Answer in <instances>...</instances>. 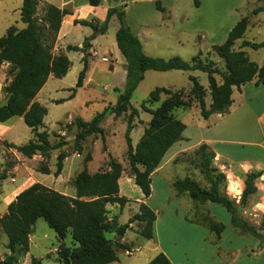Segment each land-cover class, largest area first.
I'll return each instance as SVG.
<instances>
[{
    "label": "trees",
    "instance_id": "1",
    "mask_svg": "<svg viewBox=\"0 0 264 264\" xmlns=\"http://www.w3.org/2000/svg\"><path fill=\"white\" fill-rule=\"evenodd\" d=\"M102 0H88L91 5H99ZM113 5L106 12L105 20L100 24L87 20H74V24L89 26L92 29L99 27L101 33L105 32L112 17L118 21L115 32L116 44L127 61L126 83L122 90L116 89L117 98L114 105H109L100 113H97L89 121L79 117L74 119L76 132L73 138V149L77 153L82 151V141L91 135H102L100 123L105 116L113 113L114 116L127 114L126 122V159L128 161L131 176L134 183L140 188L143 196L147 198L151 194V173L157 168L166 151L172 144L182 140V132L186 125L177 119L173 110L175 108H189L194 103L199 107L200 116L207 119L213 113L227 114L232 104V91L240 89L242 85L253 81L254 86H264V58L261 65L250 61L243 48L257 50L264 47V41L254 42L242 40L235 48V43L241 39L248 28L249 17L243 15L229 30L226 38L218 44L211 46V51L223 62L220 69L213 60L202 59L201 51L185 60L177 55L160 58L152 57L144 53L138 37L133 34L126 20L127 0H112ZM39 0H22L20 6V21L25 24L21 29L10 26L4 35L0 36V66L8 63L7 75L10 80L1 87L0 122H4L13 116H22L27 127L30 128L32 138L25 144L16 146L4 141L5 146L13 148L25 157L40 154L45 157L53 150L61 148L66 142L51 143L47 130L43 126V118L47 109L35 100V96L46 82L48 76L60 78L70 68L71 62L62 52L53 54L52 46L56 34L60 28L62 17L69 14L67 8H59L53 4L42 3L41 15L37 14ZM156 8L164 12L160 2L156 1ZM264 12V3L255 6L250 15ZM89 40L85 38L82 46H66V50H81L83 52V67L78 73L75 87L71 88L70 96H73L75 88L82 85L85 72L88 69ZM153 71H202L207 75V88L210 95V104L205 102L206 89L198 81L197 77L188 75L191 83L189 93L182 89L172 90L167 87H155L148 94L146 101L140 103V109L150 114V119L144 127L138 142L133 146L129 136L133 128L132 118L137 116L138 108L130 103L133 91L144 77V72ZM219 76V80L216 79ZM164 99L160 101V96ZM152 109L147 102H159ZM129 111V112H128ZM60 125V123L58 124ZM194 154L198 159L200 173L209 184L206 189L196 181L186 176L175 179L172 183L177 193H187L189 197L199 203L213 202L222 205L230 214V223L239 229L240 233H250L255 238H260L264 243V237L258 230L242 220L237 215V209L233 201L222 193L221 188L225 183V175L214 164V151L205 143L200 144ZM65 157L61 152L57 155V176L62 168V160ZM91 159L90 154L84 157V167L73 177L72 184L75 190L74 196H66L39 182H34L22 189L15 198L7 204L6 212L0 216V228L6 235V248L9 254L3 258V264H17L28 252L29 236L36 220L42 219L55 232L59 240V249L56 259L61 264H109L117 261L116 247L126 248L120 242L113 243L106 237V232L112 225L107 220V204L116 203L124 206L127 199L119 196L118 180L123 171L120 162L109 157L106 169L94 173L88 172L85 163ZM41 173L48 174L47 166H41ZM261 175L260 171L246 174V184L241 190L240 206H243L247 197L255 191L254 180ZM6 178L5 174L0 176ZM188 221L187 216L184 217ZM156 214L146 204L139 205L135 213L127 223L115 228L116 239L123 237L128 224L133 221L142 223L139 234L149 240L153 237V222ZM213 232L218 239L225 226L214 218L206 215L199 221ZM70 234L72 244L67 246L63 240ZM30 264H40L39 259L32 257ZM147 264H173L163 253L158 252Z\"/></svg>",
    "mask_w": 264,
    "mask_h": 264
},
{
    "label": "rangeland",
    "instance_id": "2",
    "mask_svg": "<svg viewBox=\"0 0 264 264\" xmlns=\"http://www.w3.org/2000/svg\"><path fill=\"white\" fill-rule=\"evenodd\" d=\"M49 1H51L50 3L54 5L55 3H60V0ZM4 2L7 7L8 5L11 6L15 3L16 0H0V10L2 9ZM20 3H22V0H20ZM109 3L112 4V0L103 1V4L105 5ZM263 3L264 0H256L254 2H248L241 7L242 9H240V13H243L244 15L248 14L250 20L243 37L235 43L236 49L242 40L254 42L264 41V12H260L257 15H250V11L255 6ZM128 5L129 0H127V6ZM130 11L133 13V9H130L126 12V14L130 13ZM40 15L41 9L38 11V16ZM149 20L152 22L155 21L154 18H150ZM17 24L19 27H24V24L19 19L17 20ZM117 25L118 21L115 18V21L111 22L110 27L108 28L104 41H112L115 39L114 30ZM93 31L95 33L100 31V29L97 27L96 29H93ZM152 31L153 32H151V34L146 33L144 35V37H147L146 40H143L146 49H149L147 45L151 42L155 45L162 44L163 46L160 48L166 50L161 52V55H180L183 59L187 60L198 52L194 42H187L183 45L182 50H175L167 28L154 27ZM67 38L74 44H77L78 41H82L80 29H74L71 31ZM207 43V40H203V50H200L202 53L201 58L213 60L220 69H223L222 60L211 51V47L210 49L207 48ZM243 49L250 61H253L257 65H261L264 58V47L258 48L257 50H253L248 47ZM73 55H75V53L70 52V56ZM74 64H76V61H74ZM100 66L102 67V73L95 76V82L91 86L81 88L73 101L54 103L46 100L48 114L44 118V122L46 124V130L49 133V140L51 143L58 141L66 142V144L61 148L49 151L45 157H42L40 154H36L40 155L42 159H39V161L36 162L37 159H32L30 157L31 160H33L30 162L26 159V157L17 153L15 149H9L6 147L4 141L0 138V176L2 174L6 175V178H0V216L6 212L7 204L13 200L12 198L19 187L17 186V189L15 188L13 190L9 189L10 184L14 183V179L10 177L9 175L11 174H7V172L17 163L21 165L27 164L30 166L29 168H25V170L29 171L32 176L44 183H49V181L54 183L56 181V178H54V172L56 170L57 155L58 151L62 148H64L63 153L65 157L68 156L65 163L64 174H66L69 170L73 171L83 168L84 157L87 153L90 154V156L93 153L94 158L88 167L90 171H93L94 169L96 172L98 170L106 169V162L108 158L111 157L120 162L123 167V171H125L126 175L131 177L128 161L126 159L125 141L128 113L118 117L115 116L114 120H112L111 117L103 120L100 123L103 131L102 135L97 134L94 135L93 138L89 137L91 139L88 138L90 141L88 151H81V156L75 154L73 157L70 156L75 153L72 143L76 132V127L74 125V119L76 117H73V115L90 120L97 113L104 110L107 106L106 103L110 100V98H117V92L111 87L107 88V84L110 85L112 80L110 71H108L104 63H101ZM187 73V71L179 70H173L170 72L153 70L148 71L145 74V79L135 88L130 99L131 105L138 108L139 112L137 116L132 118L133 127L139 125L141 128H144L147 124L146 121L150 118V114L143 112L139 106L141 102L147 100L149 92L155 87L165 86L167 84H171L173 81V83L181 86L182 88L170 89H182L185 93H189L191 83L188 80ZM189 73L197 77L198 81L206 89L205 102L208 107L210 104V95L207 88L206 73L199 70ZM77 76L78 73L75 74L71 72L60 81H56L57 79L55 78L50 79L47 87L50 88L51 95H57L58 97H60V95L65 97L66 95L67 97L71 94L69 88L75 87L74 85L76 83ZM216 79L219 80V76H216ZM57 84L64 87V90L58 94H56L53 89ZM48 88H46V90H48ZM42 94H45V91ZM164 97V95H161L160 101L164 99ZM1 101H3V99L0 95V102ZM87 101L89 102L85 104ZM160 101L153 103L147 102L146 105L154 109L159 105ZM68 114H71L72 117L67 116ZM173 114L177 119L181 120L184 124H187L188 127L194 129L191 131L193 139L199 136L198 132L195 131V126H192L197 124L198 121L201 122L204 120L200 116L199 107L197 105L193 103L189 108H175L173 110ZM59 123L60 125H58ZM29 134L30 131L28 130V127L23 121H20L10 133L4 134L3 137L4 139L16 137L18 139V143L25 144L31 138ZM138 137V131L131 134V140L133 141H137ZM107 149H109L110 153L106 152ZM195 150L196 149L179 153L175 157L176 159H174L170 165L166 166L161 171L162 175L159 173L154 175L152 178L153 193L150 200L152 206H148L153 208V204L158 203L159 201L161 203V205H159L160 207L156 211V213L161 216L157 230V241L162 244L163 249H165L170 255L172 253V256H176L183 261H199L205 263L211 262L212 257L215 258L217 256L224 264H264V243L260 242V238L257 239L250 233H240L239 229L233 227L230 223V214L222 205L213 202L199 203L189 197L187 193H177L174 190L172 186L173 181L186 176L196 181L202 187L206 189L209 188L207 180L200 173L198 159L194 154ZM111 153L115 156L112 157ZM14 154L19 157V160L18 158H15ZM32 163L35 165L32 166ZM86 164L87 162L85 165ZM213 164L225 175V183L222 186L221 191L233 201L237 209V215L249 225L254 226L264 237V177H261L260 175L254 180V186L256 188L255 191L247 197L243 206L238 207L241 201V193L237 187L241 185V190L245 187L247 173L242 175L239 172H235L233 169V174L224 169H220L217 163L213 162ZM42 165H45L48 168L49 166L51 167L52 174L50 176L40 172ZM75 174L70 177L69 180L64 179L62 183V189L66 192V196H74L75 190L72 180ZM31 180L32 179L28 177L23 182H20L19 185L27 184ZM164 182H166V186ZM126 199L127 201L124 206L120 207L117 204L113 210L109 209L106 214L107 220L112 225L111 230L106 232V237L111 239L113 243L120 242L121 239H116L115 228L118 225L127 223L128 220L138 212L137 206L140 199L136 198L133 193H129ZM147 199L145 200L147 201ZM146 204L149 203L147 202ZM111 205L113 206L114 203ZM111 212L113 213L110 215ZM181 214H185V216L192 221L200 222L203 217L208 215L214 218V220L221 222L225 226L223 232L221 233L222 239H220V237L217 239L213 232L200 223H198V225H202V228L193 227L186 222H183L180 219ZM141 227L142 223L138 221H133L128 224V228L123 235L125 237L122 242L126 245V248L115 246L118 262L114 264H147L149 257L154 255V250H156L157 246L154 241H152L153 237L149 240L143 238L139 234ZM31 238L33 239V242L35 241L37 243V245H33L31 247V254L34 258L39 259L40 264H61L56 259V252L59 249V240L57 239L55 232L46 224L45 221L42 219L36 220L32 228ZM6 242V235L0 228V253L6 251ZM64 244L67 246L72 244V239L69 233L64 238ZM2 261L3 260H0V264H3ZM17 264L22 263L18 262Z\"/></svg>",
    "mask_w": 264,
    "mask_h": 264
},
{
    "label": "crops",
    "instance_id": "3",
    "mask_svg": "<svg viewBox=\"0 0 264 264\" xmlns=\"http://www.w3.org/2000/svg\"><path fill=\"white\" fill-rule=\"evenodd\" d=\"M103 1L104 0H102L101 4L96 6L89 4L88 0H60V3H55V6L59 8H67L70 13L62 17L60 28L54 40L52 52L53 54H58L60 52L64 53L66 57L70 60L71 65L67 73L60 78L54 77L52 74H50L42 88L38 91L35 96V100L41 103L44 107H46L47 114L48 107L46 105V100H49L50 102L54 103H59L62 101H73V99L76 98V96L78 95L81 88L91 86L95 82V76L102 73V67L100 66L101 63H104L108 71H110L111 73L112 80L110 85L107 84V88L111 87L114 91H116V89L122 90L125 86L127 61L120 52L115 39H113L112 41H104L108 32V28L110 27L111 22L115 21V17H112L110 19L108 27L103 33H101V31H97L94 33L93 29L89 26L74 24L73 22L74 20H87L98 22L101 24L105 20L108 8L113 5V3L105 5L103 4ZM156 1L160 2V6L165 10L164 12H161L156 8ZM254 1L256 0H129V5H126L125 9L126 12L130 9H133V13L131 11L130 13H127L126 20L133 34L136 35L140 40L142 44V49L145 54L152 57L168 58L174 55H161V52L166 50L160 48L163 46L162 44L155 45L153 44V42H151L147 45L149 49H146L143 40H146L147 37H144V35L146 33L151 34V32H153L152 30L154 29V27H164L169 30L170 38L173 42L175 50H182V47L185 43L194 42L195 47L198 50L202 51L203 40L208 41L207 48L210 49L212 45L222 42L226 38L232 26L240 19L241 16L244 15L243 13H240V9H242L241 7L244 4H247L248 2ZM39 2L40 4H52L49 0H39ZM20 4V0H16V2L13 3L11 6L8 5L6 7L5 2L2 5V9L0 10V36L4 35L10 26H15L18 29L23 28L19 27L17 24V20H20ZM40 9L41 7L40 5H38L37 14ZM150 18H154L155 21H150ZM117 28L118 25L114 30V37ZM74 29H80L82 34V41H78L77 44L71 43L67 38L70 32ZM85 38H88L90 46L87 49L88 69L85 72L84 78L82 80V85L80 87L75 88L73 96H70V94L67 97L66 95L65 97L61 95L60 97H58L57 95H51L50 88L47 87V84L49 83L50 79L55 78L57 79L56 81H60L68 73L72 72L76 74L79 73L82 69L83 52L81 50L68 51L66 50V46L73 45L81 47ZM70 52L75 53V55L70 56ZM178 56L181 57L180 55ZM74 61H76V64H74ZM8 67V63H3L0 66V95L2 85L6 81L10 80V77H8L7 75ZM148 71L150 70L144 72V77L140 82L145 79V74ZM170 71L173 70L160 72ZM187 72L189 73V71ZM188 73L187 77L188 75H192L191 73ZM159 87L182 88L181 86L173 83V81L171 82V84ZM46 88H48V90H46ZM71 88H69V91ZM53 89L54 92L58 94L59 92L64 90V87H62V85L60 84H57L56 86H54ZM44 91L45 94H42ZM231 97L232 104L227 114L213 113L207 119L203 118V121H198L197 124L192 125L195 126V131L198 132L199 136H197V138L193 139V137L191 136V131L194 129L188 127V125L185 124L186 127L182 132L183 139L175 142L170 146V148L166 151L163 158L161 159L157 168L151 173V194L149 195V197H147L148 199L144 198L140 188L134 183L133 176L129 177L128 175H126L125 171L121 173L120 178L118 180L119 196H123L126 198L128 197L129 193H133L136 198L140 199L139 204L137 206L138 209L141 203L146 204L148 202L149 204L146 205H151L150 200L152 198L153 193V176L159 173L162 175L161 171L166 166L170 165L174 161V159H176L175 157L179 153L196 149L202 143L207 144L214 151L215 158L213 162L217 163L220 169H224L227 172L233 174L235 170V172H239L242 175L251 171H260L261 177H264V86H254L253 81H250L242 85L239 90L234 88ZM115 101V98H110V100L106 104L107 106H112L114 105ZM88 102L89 101H87L85 104H87ZM47 114L44 116V118L47 116ZM67 116L72 117L71 114H68ZM73 117H79L84 121H89V119H85L80 116L73 115ZM108 117H111L112 120L115 119L113 113L107 114L104 120H106ZM44 118L43 126L40 128V130H46ZM149 119L146 122H148ZM20 121H23L22 116H13L4 122H0V138L3 141L12 143L16 146L22 145V143H18V139L16 137L10 139H4L3 137L4 134L10 133L15 128L16 124ZM28 130L30 131L29 135L32 138V133L29 127ZM143 130L144 128H141L139 125L134 126L129 133L130 139L131 134H133L135 131H138L139 140L143 133ZM89 137L93 138L94 135L88 136L82 141V152L88 151L89 149ZM138 140H131L132 145L134 146L138 142ZM63 151L64 148L59 150L58 154ZM106 152L110 153L109 149H107ZM74 154L81 156L82 153L75 152L70 156L73 157ZM111 155L112 157L115 156L112 153ZM14 156L19 160V157L16 154H14ZM31 158L37 159L36 162L39 161V159H42L40 155H33ZM31 158L26 157V159H28V161L30 162L33 161L31 160ZM67 158L68 156L65 157L63 160L60 173L57 176L54 175V178H56V181L54 183L52 181H49V183H44L32 176L29 171L25 170V168H29L30 165H21L19 163L14 165L12 169L7 172V174L10 173L11 175L9 176L14 179V183L10 184L9 189L13 190L17 186H19L18 189L16 188L17 191L15 192L12 199L15 198V195L18 192H20L22 189L26 188L34 182H39L64 195H67L66 192L62 189V183L64 179L69 180L70 177H72L76 172L82 169H76L73 171L69 170L66 174H64L65 163ZM93 158L94 154L92 153L91 159L87 161V168L89 167V164L92 162ZM31 165L33 166L35 164L32 163ZM48 169L49 173L46 175L50 176L52 174V169L50 166ZM87 170L89 172H95L94 169L93 171H90L89 168ZM28 177H30L32 180L27 184H20V186L19 183L23 182ZM164 183L166 186V182ZM69 196L72 197L73 195ZM145 199H147V201ZM144 200L146 203L144 202ZM116 205V203H114L113 206L111 204H107V211H109V209L113 210ZM153 205V208H150L149 206L148 207L152 209L156 214V219L153 222L152 238V241H154L155 245L157 246L156 250H154V255H156L158 252H163L173 264H224L217 256L215 258L212 257L211 262L204 263L199 261H183L176 256H172V253L170 255L165 249H163L162 244L157 241V230L159 222L161 220V216L160 214L156 213V211L160 207L159 205H161V203L159 201L158 203H155ZM112 213L113 212H111L110 215ZM184 217L185 214L180 215V219L183 222H186L187 224L193 227H203L202 225H198V223L186 220ZM124 237L125 236L120 239V243L123 242ZM220 239H222V234L220 236ZM33 245H37V243L35 241L33 242V239L31 238L30 234L28 252L20 260L22 264H30V260L33 257V255L31 254V247ZM9 253V250L6 248L5 252L0 253V260H3L4 256ZM154 255L149 257L148 260H150ZM117 262L118 259L117 261H114L109 264H114Z\"/></svg>",
    "mask_w": 264,
    "mask_h": 264
},
{
    "label": "built area",
    "instance_id": "4",
    "mask_svg": "<svg viewBox=\"0 0 264 264\" xmlns=\"http://www.w3.org/2000/svg\"><path fill=\"white\" fill-rule=\"evenodd\" d=\"M56 250V249H55Z\"/></svg>",
    "mask_w": 264,
    "mask_h": 264
}]
</instances>
